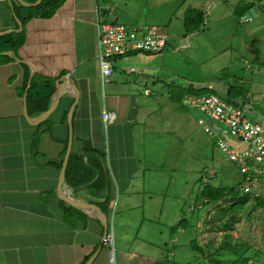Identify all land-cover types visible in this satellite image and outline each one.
<instances>
[{
	"label": "crops",
	"instance_id": "0c3cea01",
	"mask_svg": "<svg viewBox=\"0 0 264 264\" xmlns=\"http://www.w3.org/2000/svg\"><path fill=\"white\" fill-rule=\"evenodd\" d=\"M21 1L33 4L38 0ZM202 1L197 0L186 12H203L204 6L219 9L228 1L238 0ZM41 2L26 6L18 0H0V38L10 35L20 42L14 49L4 50L0 41V264H86L90 259L91 264H111L109 250L102 243L99 212L64 203L58 195L61 168L49 164L65 154L66 118L74 96L65 92L41 125L38 123L45 110L38 114L35 107L28 106L26 97L30 122L37 124L30 125L24 117L23 98L33 72L14 57L34 68L31 82L37 76L56 78L63 74L56 93L67 78L78 91L71 117L72 152L81 153L82 141L103 152L114 194L108 207L102 203V194L87 188L76 191L65 183L66 193L75 203L106 207L107 230H112L114 237V263L167 264L162 246L171 238L163 239L162 228L155 223V211L164 209L163 199H159L163 189L157 178L164 168H181L189 177L188 159L192 160L193 154L187 148L195 117L182 106L181 99L192 94L187 90L190 85L206 87L209 80L178 76L172 67V53L160 58L135 53L116 57L111 77L102 82L96 23L116 22L117 12L122 13L117 6L121 0H65L52 17H34L23 23L19 14L27 16V9ZM231 8L236 15V6ZM175 45L174 49H186ZM176 77H180L179 82ZM166 80L170 87L165 90L156 85ZM217 83L228 92L222 81ZM103 111L113 116L107 126ZM164 133L173 141L165 142ZM171 150L176 154L183 151L175 157L174 165L163 157L164 151ZM190 169L193 180V165ZM209 174L215 176L213 171ZM135 211L142 212L134 218ZM169 231L173 234V228ZM136 242L144 245L143 250L133 246Z\"/></svg>",
	"mask_w": 264,
	"mask_h": 264
},
{
	"label": "rangeland",
	"instance_id": "374dc122",
	"mask_svg": "<svg viewBox=\"0 0 264 264\" xmlns=\"http://www.w3.org/2000/svg\"><path fill=\"white\" fill-rule=\"evenodd\" d=\"M251 1L255 3L254 0L228 1L219 9L212 7L211 10L208 6H204L203 12L196 11L192 16L194 19L201 17V22L194 21L185 25V21L190 18L186 11L190 6H194L197 0L186 2L185 0H121L117 6L122 13L117 12L116 23L128 28L155 27L159 32L166 34L168 36L166 51L151 57L160 58L161 55L172 53L170 56L172 67L178 76L209 80L205 90L193 91L192 94L197 96L214 94L226 101L228 95L222 87H219L217 83L219 80L222 81V86H227V89L234 88L231 94L234 100H246L249 107L264 114V1L260 4L262 13H258L250 21H246L244 17L239 19L231 8L240 7L242 3ZM175 44L186 46V49H174ZM176 78L179 82L180 77ZM215 80V83L211 82ZM156 83L164 90L170 87L168 80ZM208 85L214 87V90H208ZM256 121L264 127V121ZM192 129L193 134L187 148L193 154V159L191 160L190 157L188 159L189 177H186L187 171L181 168H176V171L164 168L161 177L157 178L159 188L163 189L159 199H163L164 209L161 210V216H158L161 214L160 210L155 211V223L158 228L163 229V231L161 229L163 239L166 236L171 238L170 241L163 242L165 243L162 246L164 259L167 264H212L211 259L230 264L235 256L227 249L226 244H223L226 238L222 223L226 218H223L219 224L215 222L218 220L219 209L228 207L229 202L225 201L242 196L240 186L244 178L215 144L221 138L233 147L243 148L244 145H234L232 138L227 134L206 133L197 124L196 118ZM162 138L165 142L173 141L165 133ZM181 152L183 151L177 154L180 155ZM177 154L172 150L164 151L163 157L168 158V162L174 165ZM191 165L194 169L193 180ZM209 171H213L215 176L210 175ZM260 182L264 183V180L260 179ZM186 183H188L187 193ZM208 187L223 193L218 202H209L203 198L202 191ZM253 195L259 194L257 192ZM140 212L135 211L134 218L138 217ZM170 222L172 224L168 225ZM170 227L173 228V234L169 231ZM231 234L233 238L227 239V242L231 240L229 243L232 242L231 244L236 246L238 254H241L246 246L251 249L247 253L249 257L254 251L260 250L261 258L254 264H264V208L255 206L254 201L251 200L238 214V220ZM136 244L143 250L142 243L136 242L133 246L135 247ZM155 244L157 247L161 245L159 242ZM222 245L224 251L213 257V251ZM156 254L160 255L157 250ZM252 261L248 264H253Z\"/></svg>",
	"mask_w": 264,
	"mask_h": 264
},
{
	"label": "built area",
	"instance_id": "2783aa9c",
	"mask_svg": "<svg viewBox=\"0 0 264 264\" xmlns=\"http://www.w3.org/2000/svg\"><path fill=\"white\" fill-rule=\"evenodd\" d=\"M97 55L99 73L102 82H107L112 75V62L116 57L128 56L135 53L161 54L167 43L166 34L155 27H133L114 23H96ZM133 71V69L131 70ZM181 104L187 110H195L208 117V124L201 117L197 123L208 133H225L229 135L234 145L242 144L243 148L233 147L219 138L216 147L224 153L235 169L243 176L244 182L240 186L243 193L257 194L264 190V127L247 114V109L233 107L230 102L222 100L214 94L197 96L186 94ZM104 125L112 123L113 116L102 112ZM212 124L220 127L219 131L212 128ZM254 171L253 173H251ZM262 177V178H261ZM102 243L109 250V262L114 263V237L112 230H107Z\"/></svg>",
	"mask_w": 264,
	"mask_h": 264
},
{
	"label": "trees",
	"instance_id": "16d2710c",
	"mask_svg": "<svg viewBox=\"0 0 264 264\" xmlns=\"http://www.w3.org/2000/svg\"><path fill=\"white\" fill-rule=\"evenodd\" d=\"M64 1L65 0H42V2L38 6L27 9L29 11V14L27 16H21V14H19L18 12L19 10L17 11V13L19 14L20 19L23 23L34 17L50 18L55 14L56 10L64 3ZM254 5L255 3L251 1L248 3H242L240 7L237 6L236 16L239 19H242L245 16V13ZM189 12L190 16H193V14L195 13V11L193 10ZM194 21L201 22V17L198 16L196 19H194V17H191L188 19V21H185V25ZM0 41L4 43V50L14 49L16 45L20 44L17 39L13 38V36L10 35L0 38ZM63 76V74H60L56 78L41 76L35 77L31 82V86L27 95L28 106L35 107L38 114L42 113L54 98L57 90V82ZM205 89L206 88H191L187 90L190 93H193V91H203ZM233 91L234 88H228V98L226 100L227 102L235 99L233 96H231ZM262 115L264 116L263 113ZM63 157L64 155H62L58 162H49V164L54 165L59 169L61 168ZM65 183L70 188L76 191L82 188H87L88 190H92L94 194H102L104 197L102 203L108 207L113 199L114 191L109 170L106 166V156L103 152L93 149L88 141H82V151L80 154L71 152L65 173ZM222 195L223 193L220 190L210 187L202 191L203 198L208 200L209 202H218L222 198ZM251 200L254 201L255 206L264 208L263 196L242 192V196L240 198H231L228 201H225L226 203L229 202L227 208L219 209L220 213L218 216V220L215 223L219 224L221 223V220H223V218H226L222 223L223 233L225 234L226 238V241L223 244H226L227 249L235 256V258L231 260L230 264H248L250 263V261L255 260L252 261V263L254 264V262L257 263L259 261V258H261L262 252L260 250H253L254 254L249 257L247 256V253L251 250L250 248L246 246L245 248H243L244 250L242 251V253L238 254L237 250L235 249L236 246L231 244L232 242L229 243L233 238L231 232L234 230L235 223L238 220V214ZM226 215L228 216L226 217ZM227 239L231 240L227 242ZM212 244L213 243L211 242L210 245L212 246ZM222 251H224V245L213 251V257H215V255ZM211 263L224 264L222 261H218V259H211Z\"/></svg>",
	"mask_w": 264,
	"mask_h": 264
},
{
	"label": "water",
	"instance_id": "95a60500",
	"mask_svg": "<svg viewBox=\"0 0 264 264\" xmlns=\"http://www.w3.org/2000/svg\"><path fill=\"white\" fill-rule=\"evenodd\" d=\"M21 4L23 5H26V6H35L37 5L41 0H38L36 1L35 3L33 4H26L24 2H22L21 0H18ZM264 0H254L255 2V5L249 9L246 13H245V20L246 21H250L253 17L257 16L258 13H262V8L260 6V4L263 2ZM16 24L18 26V28L20 29L21 28V24H20V21L16 18ZM8 54V53H6ZM10 55L13 56V53H10ZM14 57V56H13ZM14 59L16 61H19L21 63H24L26 65H28L31 69H32V75L30 77V79L28 80L27 82V86H26V93L24 95V98H23V104H24V117L26 118L27 122L30 124V119H29V116H28V113H27V110H26V97H27V91L28 89L30 88V85H31V78L33 77V74H34V68L23 62V61H20L18 60L16 57H14ZM194 87L195 89H199V88H204L205 86L204 85H190V88ZM71 92L74 96V99H75V103L71 106L70 110L68 111V114H67V118H66V128H67V132H68V142H67V146H66V151H65V154H64V158H63V161H62V165H61V169H60V175H59V186H58V195L60 196V199L66 203L67 205H70L74 208H77V209H81V210H85V211H98L99 214H98V220L99 222L101 223L102 227H103V236H105L106 232H107V229H108V225H107V209L105 206L103 205H99V204H88V203H85V204H82V203H75L73 202L68 194L66 193V185H65V173H66V168H67V165H68V161H69V157H70V154L72 152V145H73V132H72V123H71V117H72V113L74 111V108H75V104L78 100V91L76 89V87L74 85H72L71 83H69V78H67L66 82L63 83L60 87V89L57 91L56 95H55V98L53 100V102L51 103L50 106H48L45 111L41 114V117H40V121L38 123V125H41L47 118L48 114L50 113V111L52 109H54L61 96L65 93V92ZM230 104L235 107V108H239V109H243V108H246L247 109V114L250 115V117L254 120H258V121H264V116L259 113L258 111L254 110L253 108L249 107L245 101H236V100H231L230 101ZM190 114L197 118V117H201L203 118L205 121H207L208 124H211V122L208 120V117L200 112H197L195 110H190ZM30 125H33L32 123ZM33 126H37L36 125H33ZM212 128L216 131H219L220 130V127H218L216 124H212ZM258 194L259 195H264V191L262 190H259L258 191ZM101 209L103 210V212H101ZM92 262V259H90L86 264H91Z\"/></svg>",
	"mask_w": 264,
	"mask_h": 264
}]
</instances>
